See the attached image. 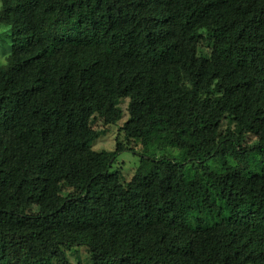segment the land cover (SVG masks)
<instances>
[{
	"label": "trees",
	"instance_id": "trees-1",
	"mask_svg": "<svg viewBox=\"0 0 264 264\" xmlns=\"http://www.w3.org/2000/svg\"><path fill=\"white\" fill-rule=\"evenodd\" d=\"M1 2L0 264H264V0Z\"/></svg>",
	"mask_w": 264,
	"mask_h": 264
},
{
	"label": "rangeland",
	"instance_id": "rangeland-1",
	"mask_svg": "<svg viewBox=\"0 0 264 264\" xmlns=\"http://www.w3.org/2000/svg\"><path fill=\"white\" fill-rule=\"evenodd\" d=\"M1 8H2V2L0 0V11ZM205 10L210 20H212L213 22L221 21L228 13V11L225 9L206 8ZM12 43H13V39L7 27L4 25H0V64L6 62L7 56L11 51ZM122 105L125 110V114L122 120L120 121V125L127 123L126 125L127 130L130 133H132L135 138H139V136L143 134V125L145 124L146 121V107L136 109L135 112L131 116H129L126 110L127 103H123ZM116 134H117V130L115 129L113 132L100 137L94 144L95 148L98 149L99 151L104 149L106 150L112 149L115 144ZM139 163H140V156L130 150H126L119 154L118 162L115 168H122L124 170V173H126L127 176H130L133 170L137 168ZM105 233H110V229L95 230L94 244L99 246L101 244V241ZM23 247H24L23 242H18L17 240H14V243L12 245L13 256H18L23 251ZM87 252H88L87 247L80 248V253H82L83 257L86 256ZM71 258L73 261L77 263L78 258L75 255V253L71 254Z\"/></svg>",
	"mask_w": 264,
	"mask_h": 264
}]
</instances>
